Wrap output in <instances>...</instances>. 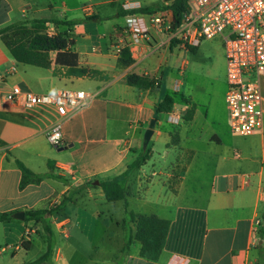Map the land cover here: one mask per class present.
Here are the masks:
<instances>
[{"label":"crops","instance_id":"obj_1","mask_svg":"<svg viewBox=\"0 0 264 264\" xmlns=\"http://www.w3.org/2000/svg\"><path fill=\"white\" fill-rule=\"evenodd\" d=\"M50 1L56 0H0V29L13 24L29 27L37 20L67 21L56 19L52 8L42 5ZM88 7L90 12H85L87 7L82 10L86 20L99 23L93 6ZM45 27L48 37L47 29L53 28L55 35L66 30L51 23ZM94 32L76 24L70 33L74 43L70 49L78 54L81 67L98 72L94 78L70 76L54 64L55 53L49 54L47 68L20 63L0 39V214L22 211L25 218V211L53 208L73 193L72 201L49 217L54 238L51 264H68L58 237L64 239V246L68 241L83 246L84 259L93 264H257L258 232L264 227V73L258 76L262 129L243 137L228 127L220 37L203 41L216 45L207 86L195 80L170 86L165 76L172 42L165 44L162 35L152 34L129 51L132 64L120 68L115 47L125 37L123 25H116L109 34ZM200 45L180 49L194 53L195 58ZM187 64L184 60L181 77ZM130 74L161 83L146 90L130 87L124 81ZM14 86L35 94L68 88L84 92L89 99L86 106L62 119L52 106L24 109L9 103L5 94ZM165 95L173 96L172 111L156 116L154 109ZM153 119V134L144 150V133ZM57 122L63 142L59 148L51 146L46 137ZM158 145L164 147L161 159L175 164L169 168L163 162L164 166L147 175L144 167L154 159L152 151ZM16 161L34 173L60 176L64 181L46 178L39 185L19 190L21 173ZM179 166L181 172L173 181L174 169ZM95 181L123 183L126 199L107 203ZM106 204L111 226L97 212ZM118 204L123 216L116 218L108 210ZM66 209L71 210L74 223L61 215ZM126 211L169 220L157 261L140 257L137 242H132L126 254L121 253ZM36 229L24 220L1 222L0 264L32 262L24 258L37 239L41 256L46 243ZM97 230L99 242L105 241L102 247L94 244ZM28 231L30 235L24 240ZM23 243L29 244L27 250ZM73 246L74 254H80L78 246ZM99 250L104 252L105 261L92 259Z\"/></svg>","mask_w":264,"mask_h":264},{"label":"built area","instance_id":"obj_2","mask_svg":"<svg viewBox=\"0 0 264 264\" xmlns=\"http://www.w3.org/2000/svg\"><path fill=\"white\" fill-rule=\"evenodd\" d=\"M161 1L163 6L154 13L127 15L125 37L115 47L116 54L125 49L131 51L152 34L162 35L165 44L176 42L184 49L220 37L226 66L224 101L229 130L243 137L260 132L263 111L258 76L264 73V0H187V11L177 27L171 12L165 8L174 0ZM123 8L131 12L139 5L127 2ZM90 11L91 7L85 8V12ZM47 34L53 37L55 31L47 29ZM88 99L84 92L68 88L35 94L14 86L5 94V100L24 109L52 106L62 119L86 106ZM46 137L51 146H62L60 122L47 130ZM29 235L26 232L24 240Z\"/></svg>","mask_w":264,"mask_h":264},{"label":"trees","instance_id":"obj_3","mask_svg":"<svg viewBox=\"0 0 264 264\" xmlns=\"http://www.w3.org/2000/svg\"><path fill=\"white\" fill-rule=\"evenodd\" d=\"M165 8L171 12L175 27H177L181 22L183 13L187 11V0H174ZM136 12L148 13L149 10L140 9L125 12V14H135ZM47 23H51L56 29L64 26L66 30L59 31L53 37H48L44 34L46 30L45 24ZM76 24L78 23L61 20H51L50 22L48 20H37L29 27L22 24H13L0 29V39L8 47L14 59L20 63L47 68L50 65L49 54L55 53L54 64L65 68L70 76L94 78L98 72L81 67L79 65L78 54L70 49L74 44L70 38L71 28ZM172 44H176V42H172ZM132 62L133 60L129 51L125 49L118 58L117 66L126 68ZM124 81L130 87L144 90L152 89L156 84L159 85L161 83L159 80L135 74L127 75ZM173 103V96L165 95L162 101L155 107L154 115L158 116L159 114L170 113ZM16 166L21 173L19 190H24L29 185H39L46 178L64 181L60 176L34 173L20 161H16ZM99 185L102 188L107 203L124 201L127 197V191L123 183L118 181H103ZM72 195L74 194L70 193L66 195L60 204L55 205L53 208L25 211L24 221L32 222L37 227L35 233L43 236L46 243L45 252L28 264H51L54 238L49 217L71 202ZM13 215L14 213L0 214V223L12 220ZM125 215V239L121 253L126 254L132 242H137L140 245V257L150 261H157L168 234L169 220L161 219L155 215H139L131 211H126ZM131 226L134 228V234L132 233ZM258 235L259 242L256 246L257 264H264V227L260 229ZM28 245L27 243H23L26 250L28 249Z\"/></svg>","mask_w":264,"mask_h":264},{"label":"rangeland","instance_id":"obj_4","mask_svg":"<svg viewBox=\"0 0 264 264\" xmlns=\"http://www.w3.org/2000/svg\"><path fill=\"white\" fill-rule=\"evenodd\" d=\"M132 3V4H138L140 9H148V13H154L159 8L163 6V3L161 0H56L54 2H43L42 5H45L46 7L52 8V15L56 19H73L72 22H76L78 24H82L86 31L89 33L92 30L95 29V34L98 35L101 34H109L113 27L116 25H123L125 26L126 17L129 14H125L126 11L123 8V4L125 3ZM43 6V7H45ZM93 6V11L98 15L97 19L100 18V22H94L92 20H86L85 15L83 14L82 10L85 7ZM130 12V11H129ZM48 13V12H47ZM66 13V14H65ZM138 13V12H136ZM82 30L79 31L81 33ZM77 36L76 34H74ZM200 50L197 55V57H193L192 52L185 53L184 50L180 49L177 44H172L171 48V54L168 55L167 63H166V76L167 84L170 86H173L175 82L177 81H186L189 80V82H192L195 80L196 83H199L200 86L204 87L207 86V83L209 81L211 71L210 64L211 60L214 59L213 56V46L216 47L215 44L210 43L209 41L200 43ZM176 47V48H174ZM187 61L186 66V72L183 77L179 75L180 70H182L183 67V61ZM169 81V83H168ZM164 147L162 145L154 146L153 148V160L147 164L144 167V170L147 175L150 174V172L154 170H159L163 165V162L167 163V166H171L172 164H175L173 161H164L161 159L162 151ZM147 154V153H144ZM143 162V160H142ZM169 166V168H170ZM169 170L166 169L165 172ZM181 172V167H176L174 169L173 174L175 175L172 180L176 181L177 175ZM163 180V179H161ZM107 204L103 205L102 207H99L98 213H102L101 219L103 221H107L108 224H110L109 216L107 215ZM109 213L114 214V217L119 218L123 216L122 209L120 205H116L115 208L109 207ZM61 212V211H60ZM63 217H70L72 219V223H74V219L71 210L66 209L63 210L61 213ZM120 221V220H119ZM111 226V224H110ZM97 238L95 241V245H99L102 247V245L105 244L104 242H99V231L97 230ZM38 237H36L37 239ZM35 239V237H34ZM57 241L59 243V247L62 248V254L65 255V260L68 264H93L89 262V260H85L84 256L86 254L85 248L83 246H73L71 244V241H68L66 245L64 246V239L62 237H58ZM38 239L36 240V244L30 251V253L24 258L25 261H33L36 259L39 255V243ZM73 247H76L80 250V254H74ZM73 252V253H72ZM104 252L98 251V255H95L92 259L97 261H105L106 256L103 254ZM117 258H121L119 255H116ZM116 264V261H114Z\"/></svg>","mask_w":264,"mask_h":264},{"label":"water","instance_id":"obj_5","mask_svg":"<svg viewBox=\"0 0 264 264\" xmlns=\"http://www.w3.org/2000/svg\"><path fill=\"white\" fill-rule=\"evenodd\" d=\"M171 29H173V25L171 26ZM154 124H155V120L153 119V120H151L148 129L144 133V137H143V149L144 150L147 148V145H148V143H149V141L151 139V136L153 134ZM93 184L94 185H98L99 182L95 181ZM13 218L15 220H19V221L24 220V212L19 211V212L14 213Z\"/></svg>","mask_w":264,"mask_h":264}]
</instances>
